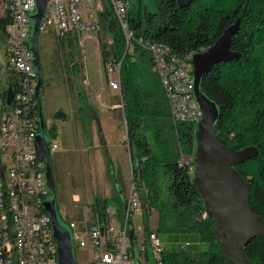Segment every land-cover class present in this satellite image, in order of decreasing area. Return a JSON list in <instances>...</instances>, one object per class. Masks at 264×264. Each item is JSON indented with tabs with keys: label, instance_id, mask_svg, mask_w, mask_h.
Segmentation results:
<instances>
[{
	"label": "trees",
	"instance_id": "trees-1",
	"mask_svg": "<svg viewBox=\"0 0 264 264\" xmlns=\"http://www.w3.org/2000/svg\"><path fill=\"white\" fill-rule=\"evenodd\" d=\"M2 1L0 44L5 42L6 26L11 21ZM102 1L97 32L107 35L106 45L112 40L104 61L111 56L122 60L125 144L133 185L147 207L143 219L146 231L151 230L149 212L155 208L159 212L155 230L165 242L164 264H234L217 243L210 219L202 218L203 200L192 180L194 167L184 159L193 153L195 123H179L172 118L148 44H165L177 56L192 59L239 22L231 39L230 59L203 75L201 89L219 108L215 124L218 135L236 149L257 150L256 155L234 167L250 181L249 203L264 218V0H193L188 6L178 0H156V12L145 10L140 0L136 17L130 7L128 11L134 52H125L112 0ZM73 34L80 35L77 31ZM55 115L66 117L62 111ZM114 198L122 199L120 194ZM108 203L109 198L97 196L92 205L104 223L109 221ZM117 208L121 216L123 203ZM244 253L254 264H264V234L250 240Z\"/></svg>",
	"mask_w": 264,
	"mask_h": 264
},
{
	"label": "built area",
	"instance_id": "built-area-1",
	"mask_svg": "<svg viewBox=\"0 0 264 264\" xmlns=\"http://www.w3.org/2000/svg\"><path fill=\"white\" fill-rule=\"evenodd\" d=\"M11 13L6 39L0 54V264H60L51 219L44 207L50 196L46 164L40 159L36 138L41 130V98L37 94L38 75L29 44L31 16L35 0H3ZM115 18L122 29L125 52L133 50V32L128 25L129 2L112 0ZM102 0H47L41 31L54 29L61 36L74 31L96 32ZM99 49L98 37L93 36ZM112 43V40L109 41ZM152 62L165 87L176 122L196 123L202 114L195 97L194 64L188 57L177 56L167 45L150 43ZM100 60L102 58L99 56ZM122 60L113 56L105 61L112 89L121 87ZM13 86L12 101L7 91ZM123 109V100L121 106ZM125 127L126 123L124 122ZM48 132V130H47ZM49 134V133H48ZM51 151L58 147L51 140ZM189 161H192V157ZM122 215L107 209L109 221H68L77 246L88 240L94 249V264H164L165 242L155 229L146 231L138 220L144 211L141 193L131 182ZM120 218L121 225L113 220ZM208 217L204 210L202 218ZM134 226L135 244L130 238Z\"/></svg>",
	"mask_w": 264,
	"mask_h": 264
},
{
	"label": "rangeland",
	"instance_id": "rangeland-1",
	"mask_svg": "<svg viewBox=\"0 0 264 264\" xmlns=\"http://www.w3.org/2000/svg\"><path fill=\"white\" fill-rule=\"evenodd\" d=\"M128 2L133 17H136L140 0ZM143 4L145 10L157 11L156 0H143ZM95 35L100 40L99 49L93 37ZM106 37L102 31L88 30L79 36L70 33L63 38L54 29H43L39 37L44 69L40 98L49 136L58 143L51 154L58 188V208L67 222L88 223L95 219L104 223L100 213L92 209L94 199L99 194L110 199L107 209L111 208L117 214L118 200L112 199L115 191L112 168L117 180L122 182L125 195L129 194L131 188V159L125 144L124 109L120 107L122 95L119 90L109 86L105 79L106 72L102 73L104 77L100 81L99 56L105 60L104 52L111 48L108 41L105 44ZM3 47L4 43L0 44V54ZM91 108L96 112L95 117L91 115ZM59 110L64 111L66 117L56 116ZM184 159L190 160L191 156L185 155ZM141 200L143 203L142 196ZM144 209L147 210V207ZM142 212L138 220L145 225L143 219L146 211ZM149 214L150 229H156L159 212L152 208ZM93 215H97V218ZM119 219H114L113 224L120 226ZM80 234L88 240V244L77 246L75 254L78 264H94L90 235L84 230Z\"/></svg>",
	"mask_w": 264,
	"mask_h": 264
},
{
	"label": "water",
	"instance_id": "water-1",
	"mask_svg": "<svg viewBox=\"0 0 264 264\" xmlns=\"http://www.w3.org/2000/svg\"><path fill=\"white\" fill-rule=\"evenodd\" d=\"M36 9L31 16L30 48L38 75L37 96L44 83V69L41 61L39 37L42 17L47 0H35ZM193 0H178L182 6H188ZM239 22L226 29L210 47L196 52L192 56L194 64L195 97L202 111L200 119L194 124V149L191 164L194 167L193 183L203 200V208L212 222L213 234L224 255L234 264H254L244 253V247L254 237L264 234V218L255 212L249 203L250 181L234 166L245 162L257 154L255 147L236 149L221 138L215 129L219 117L217 104L201 89V79L215 65L226 62L231 57V39L238 30ZM14 96L13 86L7 91V101ZM41 130L36 138L38 156L46 164L47 184L50 196L44 201V207L50 215L54 240L58 249L60 264H78L73 229L64 221L58 208V188L56 185L51 154V137L47 132V123L40 109ZM115 185L126 206V197L118 182L114 168ZM130 238L135 244L134 226L130 224Z\"/></svg>",
	"mask_w": 264,
	"mask_h": 264
},
{
	"label": "crops",
	"instance_id": "crops-1",
	"mask_svg": "<svg viewBox=\"0 0 264 264\" xmlns=\"http://www.w3.org/2000/svg\"><path fill=\"white\" fill-rule=\"evenodd\" d=\"M99 12H100V10H99ZM99 62H98V64H99V66H100V69H99V74H100V81L102 82L103 81V77L104 76H102V73L103 72H106V70H105V61L102 59V61L100 60V58H99V60H98ZM102 66L104 67V68H102ZM106 74H107V76H106V80H107V82H108V78H109V75H108V73L106 72ZM89 80H90V78H88L87 79V82L89 83ZM94 108H91V115L93 116V117H95L96 116V112L93 110ZM59 111H62V110H59ZM62 112H64V111H62ZM132 167V166H131ZM113 177H114V175H113ZM115 178V177H114ZM118 182L121 184L122 182L118 179ZM132 182V181H131ZM116 183V182H115ZM122 185V184H121ZM122 187V186H121ZM122 191H123V188H122ZM117 194H120L119 193V191H118V189L116 188V185H115V191H114V193H113V197H112V199H114V197L117 195ZM77 197H79V195L78 194H75ZM99 196L100 197H106L107 198V196H104V195H101V194H99ZM110 200V199H109ZM120 203H123V207H124V204H125V202H124V200L123 199H120V201L118 200V203H116L117 204V207H119V205H120ZM109 204V203H108ZM118 209V208H117ZM94 213V211L92 210V214ZM93 217L94 218H97V215H93ZM118 218V217H117ZM120 220V219H119ZM121 222V221H120Z\"/></svg>",
	"mask_w": 264,
	"mask_h": 264
},
{
	"label": "flooded vegetation",
	"instance_id": "flooded-vegetation-1",
	"mask_svg": "<svg viewBox=\"0 0 264 264\" xmlns=\"http://www.w3.org/2000/svg\"><path fill=\"white\" fill-rule=\"evenodd\" d=\"M40 54H41V61H42L43 60V53H42L41 49H40Z\"/></svg>",
	"mask_w": 264,
	"mask_h": 264
}]
</instances>
